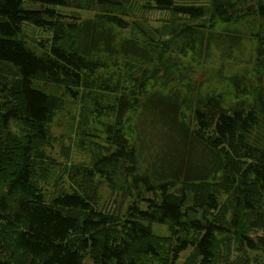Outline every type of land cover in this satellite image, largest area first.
<instances>
[{
    "label": "trees",
    "instance_id": "16d2710c",
    "mask_svg": "<svg viewBox=\"0 0 264 264\" xmlns=\"http://www.w3.org/2000/svg\"><path fill=\"white\" fill-rule=\"evenodd\" d=\"M0 264H264V0H0Z\"/></svg>",
    "mask_w": 264,
    "mask_h": 264
},
{
    "label": "rangeland",
    "instance_id": "374dc122",
    "mask_svg": "<svg viewBox=\"0 0 264 264\" xmlns=\"http://www.w3.org/2000/svg\"><path fill=\"white\" fill-rule=\"evenodd\" d=\"M33 37L40 38L41 36H46L45 32H41L37 29H33ZM251 42L245 43V48L243 50L242 59L239 61L230 60L225 63H221L218 59L213 60L212 62L199 68L200 71H206V75L201 73V77L216 75L217 73H222L225 75H246L251 77L254 74V58L251 56ZM221 70V71H220Z\"/></svg>",
    "mask_w": 264,
    "mask_h": 264
}]
</instances>
